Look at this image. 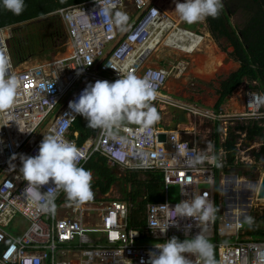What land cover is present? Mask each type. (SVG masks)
I'll return each instance as SVG.
<instances>
[{
	"label": "built area",
	"instance_id": "2783aa9c",
	"mask_svg": "<svg viewBox=\"0 0 264 264\" xmlns=\"http://www.w3.org/2000/svg\"><path fill=\"white\" fill-rule=\"evenodd\" d=\"M176 2L117 0L116 10L128 17L123 31L92 18L91 12L99 9L96 0L62 5L50 13L56 14L63 25L65 44L69 47L67 55L53 54L44 62L19 69H13L10 63L6 78H15L18 87L14 106L0 112V264H149V253L158 251L156 243L173 236L182 241L199 231L213 244L216 264H264V237L247 234L248 208L244 213L243 208L234 211L226 205L218 213L220 206L216 205L214 218L209 221L198 224L193 218L177 216L164 233L153 227L163 228L169 222L172 209L181 201L191 202L195 197L204 196L215 207L212 184L215 163L207 159L194 167L188 163L189 156H215L218 165L223 164L224 154L214 148L213 142L208 144L206 153H202L196 140L185 137L190 134L189 130L166 129L159 120L148 131L136 124H124L110 132L96 129L80 144L76 143V131L69 136L76 119L87 123L85 118L71 112L69 101L96 80L118 79L119 74L112 67L119 69L127 65L128 71L147 79L156 91L153 106L158 101H163L164 107L168 103L180 104L164 97L161 91L170 75L185 74L189 60L178 58L167 66L146 64L161 47L192 51L202 40L201 35L182 28L179 19H174ZM89 60L92 63L87 65ZM263 91L264 86L243 90L242 111H230L222 106L217 112L203 111L196 105L184 106L190 114L189 120L196 121L197 115L211 120L227 117L242 122L261 120L264 106L256 108L253 97L264 96ZM160 132L164 133L163 141L158 140ZM50 134L75 144L87 155V160L98 152L112 168L159 172L162 199L144 204L142 215L137 219L139 227L128 226L132 202L110 196L109 190L101 193L95 189L94 199L84 203H70L66 197L60 199L63 193L60 192L53 202L54 211L40 207L43 201L32 203L25 193L27 182L17 179L21 166L19 157L36 155L43 136ZM237 159L235 154V161ZM86 161L81 160L79 166ZM10 164L15 165V170ZM259 179L254 192L256 197ZM169 183L178 185L177 202L166 199L165 186ZM50 186L51 182L41 186L40 191L45 192ZM16 213L27 219L28 226L12 234L5 227ZM88 233L100 235L92 237ZM145 238L160 241L140 243L139 240ZM188 258L197 264L198 257Z\"/></svg>",
	"mask_w": 264,
	"mask_h": 264
},
{
	"label": "clouds",
	"instance_id": "9594fccd",
	"mask_svg": "<svg viewBox=\"0 0 264 264\" xmlns=\"http://www.w3.org/2000/svg\"><path fill=\"white\" fill-rule=\"evenodd\" d=\"M63 2V0H62ZM98 10H93V19L111 23L121 31L127 24L128 17L117 9V0H96ZM0 6L14 15H20L26 5L25 0H0ZM223 7L222 0H183L175 3V12L180 20L186 24L203 22L208 17L218 18ZM11 26V25H9ZM8 26L0 27V30ZM11 30V27H10ZM4 37V54H8ZM6 48V49H5ZM65 48V43L62 50ZM61 51H55L59 55ZM10 57H0V112L10 110L16 100L18 81L6 78V71L10 67ZM92 60L87 62L90 65ZM13 67V66H11ZM119 78L113 82L96 80L88 84L72 101L68 107L72 113L79 114L87 121V127L110 132L113 128H120L124 124L139 125L141 130L148 131L160 119L157 109L152 105L156 99V91L150 86L147 79L138 77L134 72L127 70V65L115 68ZM14 69V68H13ZM43 88L44 85H41ZM253 102L256 108L264 106V96L255 95ZM69 114V113H67ZM71 115V114H70ZM73 116V115H71ZM75 117V116H74ZM67 125L65 126L66 129ZM187 152V145H185ZM13 155L12 159H15ZM21 166L17 179L27 182L25 189L32 203H38L46 210L54 211V200L60 192L65 194L70 203H84L93 197L91 190L92 173L90 170L79 166L81 160H87V155L81 152L73 143L62 141L57 135L43 136L37 154L34 156L20 155ZM216 163L215 156H189V166L202 164L205 160ZM15 170V165L10 164ZM258 181V180H257ZM47 191L41 192V186L49 185ZM51 205V208H49ZM216 208L204 196L195 197L191 202L185 200L177 203L169 216V222L163 228L155 225L164 233L169 223H174L173 218L190 217L198 224L214 218ZM249 225L252 221L249 218ZM213 244L199 231L194 237L178 240L175 236L156 243L158 251L149 253V264H193L189 256L198 257L197 264H216L214 259Z\"/></svg>",
	"mask_w": 264,
	"mask_h": 264
},
{
	"label": "trees",
	"instance_id": "16d2710c",
	"mask_svg": "<svg viewBox=\"0 0 264 264\" xmlns=\"http://www.w3.org/2000/svg\"><path fill=\"white\" fill-rule=\"evenodd\" d=\"M79 1L83 0H63V2L62 0H25L26 7L20 15H14L0 6V27L32 21L34 18L43 16L40 21L35 23V30L33 28L26 35L28 47L25 46L26 43L22 47V41H18V46H12L13 58L22 62L29 55V50L34 51L36 48H38V52L43 50L47 52L62 51L66 41L65 31L57 15L50 12L62 5ZM222 4L219 17L215 19L208 17L207 20L213 35L217 38L225 37L233 46L232 55L240 62V66L221 82L220 96L216 106H219L228 93L244 79L257 81L251 84L252 88L264 86V0H222ZM236 12L240 13L242 21L239 26L233 27L230 17ZM32 36L34 42L29 39ZM8 48H10L9 44ZM25 49L28 51L22 53ZM95 130L87 127V123L82 120L76 119L72 124L69 136L72 137V131H76V143L80 144L88 136L94 134ZM240 132L245 133L247 139H259L262 142L256 154L262 156L264 162V119H249L227 129L226 137L221 143L225 151V161L222 164L224 170L235 165V142ZM213 134L217 147L218 129H215ZM82 167L92 173L91 189H97L101 193L107 192L111 185L120 179L129 185V190L124 188L122 199L129 200L133 204L128 218L130 227H139L140 223H137V219L142 215L146 202L162 199V177L157 171L124 170L123 176H120L117 174L116 168L108 166L105 157L98 152L92 153ZM140 174L143 177H140ZM212 184L216 208L219 193V171L217 169ZM255 222V227L247 230V234L254 238L264 237V214Z\"/></svg>",
	"mask_w": 264,
	"mask_h": 264
},
{
	"label": "rangeland",
	"instance_id": "374dc122",
	"mask_svg": "<svg viewBox=\"0 0 264 264\" xmlns=\"http://www.w3.org/2000/svg\"><path fill=\"white\" fill-rule=\"evenodd\" d=\"M50 14V13H49ZM54 15V14H51ZM232 22L234 24L235 27L239 26L241 24L242 21V17L240 15L239 12H236L233 16ZM41 18H43V16H39L37 18H34L32 21H25L19 24H14L11 26H8L7 28H3L2 31L0 32H5L4 34L5 37H7L8 32H10L8 39H5V45L7 46V52L8 55L10 57V61H11V65L13 66L14 69H19V68H25L27 66H32L34 64H39L41 62H44L46 59H48L49 57L53 56V54L55 55V51H39L38 52V48H36V50H29L30 53H28L29 55L24 59V61L22 62H18L16 58H13V54H12V46H18V41H22L21 42V46L24 47V44L26 47H28V40L26 39V35H28L34 28L35 30V23L37 21H40ZM11 27V30H10ZM182 27H187L189 29H194L195 28V23L194 24H182ZM7 29V30H5ZM13 38V39H12ZM31 41L34 42V37H30L29 38ZM66 43V41H65ZM8 44L10 46V48H8ZM67 44H65V48L61 51V53H63L65 51V49H67ZM2 46H0V51ZM161 48H165V47H161ZM15 49V48H14ZM33 49V48H31ZM28 50H24L22 53H26ZM161 51V52H160ZM165 52V50L163 49H158L152 56L151 59H157L158 57H161V54ZM3 55H5L3 53ZM1 56V55H0ZM225 73L223 72L221 75H219L215 80L214 83H211L210 85H216L218 83V80L224 76ZM172 78V82L168 83L167 82V89L169 88V91H172L173 89L171 88V84L174 83V85L176 84L175 79ZM187 80L184 83H179L176 87L177 89H174L173 91L176 92L177 94H180V96L182 98H185L186 100H189V102H192L194 104H198L200 105V101L199 99H195V97L193 96V92L195 93H201V86L198 85L197 80H196V84H195V80L192 77V73L190 75V77H186ZM253 82L250 80H244V90L245 89H252L251 84ZM241 85V84H240ZM239 85V86H240ZM162 93H164V91H162ZM240 97L243 94V91H240ZM264 93V91H263ZM174 97V95H171ZM181 97H176V100H180ZM181 102V101H179ZM157 103L161 104L162 101H158ZM238 110H243V107L240 105V101L237 102L236 104H238ZM197 105V106H198ZM156 109L157 107L154 106ZM219 110V107H217L216 111L217 112ZM163 111V112H162ZM162 111H159L157 109V112L159 113L160 116V123H165L167 120H172V117L169 113H166V107H163ZM50 119H52V116H50ZM236 123H242V121L240 120H236V119H232V118H225L224 120H211L208 118H204L201 119V116L197 115V122L194 123L195 124V128L198 129V133L199 135H195L196 138H199V136H201V138H203V135L206 134V136L211 135L213 136V130H214V126L216 125V127L218 126V138H219V142H222L227 134V129L229 127L235 126ZM186 124V123H185ZM190 129H192L191 125H188ZM47 127V124L44 127V131L45 128ZM185 137L187 138H191L193 140H195L194 136H190V135H185ZM214 137V136H213ZM237 141V157L238 159L235 162V165H233L232 167H227L228 170H224L222 164L219 166L218 163H215L214 166V172L217 169L219 171V193H218V198H217V205L220 206V208L218 209V213H221L222 208L226 205H229V207L231 208L232 204L234 203V200L231 199L233 196L236 197L237 195L235 194V191H232L231 188H233V183H235L236 180H234V178L238 177V178H244L245 180H247L248 184H250L252 187H254L253 185H255V181H257L261 174L264 172V162H263V157L262 156H257V152L259 150V146L261 144V141L259 139H254V140H248L244 137L243 134L240 133L239 137L236 138ZM201 152L202 153H206L205 149L201 148ZM242 158V160H241ZM116 172L118 175L123 176L124 174V170L118 169L116 168ZM236 175V177H235ZM140 177H143L142 174H140ZM93 178V176H92ZM237 179V178H236ZM205 185V184H203ZM126 186V187H125ZM248 186V185H247ZM124 188L126 190H129L130 187L129 185H126V182H124V180L120 179L119 181L115 182L113 185H111L110 189H109V194L112 197L115 198H123V191ZM93 192V197L92 199H94L95 196V189H91ZM165 196L166 199L168 201L171 202H177L179 199V188L178 185L175 183H169L165 186ZM60 199H64L65 198V194L62 193ZM243 195L240 194V198H242ZM254 197V196H253ZM237 200V199H236ZM264 200V199H261ZM247 201V200H245ZM247 203H249V201H247ZM253 205H251L250 207L247 206L246 209L248 208L249 214H248V218L251 219L252 223L251 225L245 224L246 229H253L256 225V219H259V217H261L264 214V201H254L252 203ZM240 209H242V207H239L238 211H240ZM245 213V211H244ZM249 220V219H248ZM248 225V226H247ZM28 226V221L27 219H25V217H23L22 215H20L19 213H16L14 215V218L11 220V222L8 224V226L5 227V230L9 233L12 234H16L18 230H24L26 227ZM90 234L92 237L95 235H100V233H88ZM225 241H229L227 239H223ZM140 243H154V242H158L160 240L158 239H151V238H145L144 240H139ZM104 242V240H102V243ZM105 243V242H104Z\"/></svg>",
	"mask_w": 264,
	"mask_h": 264
},
{
	"label": "crops",
	"instance_id": "0c3cea01",
	"mask_svg": "<svg viewBox=\"0 0 264 264\" xmlns=\"http://www.w3.org/2000/svg\"><path fill=\"white\" fill-rule=\"evenodd\" d=\"M157 1H159V0H157ZM175 1H177V0H175ZM181 2H183V0H181ZM165 9L169 10L168 8H165ZM173 10H174L173 11L174 19L175 20L179 19L180 26L182 27V24H184V22H182L180 20V18L178 17V15L176 14L175 8ZM232 16L230 17V23L232 24L233 27H235L233 22H232V19H233ZM182 28L189 29L187 27H182ZM189 30L194 31L198 35L202 36V40L196 48H194L192 51H177V50H172L170 48H160V49L165 50V52H163L161 54V57H158L157 59L152 60L151 59V56L153 55L152 54L150 56L149 60H146V64L167 66V65H169V63L177 60V58L188 59L190 62L189 63V69L185 72V74H181L180 76H175V77L173 75H170L167 79V82L171 83L172 82L171 77H173V79H175V81H176V84L174 85V83H172L171 88L173 90L177 89L176 86L179 83H181V84L184 83L187 80L186 77H190V75L192 73V77L195 80V84H196V80H197L198 85L201 86V93L193 92V96L195 97V99H199L200 105L189 102V100L182 98L180 96V94H177L173 90L169 91V88L167 89V82H166L165 89L162 90V91H164V93H162V91H161V94L164 97L174 99L175 101H177L178 103H180L182 105H196V106L198 105L199 109L203 110V111H216L217 107H221V106L225 107L226 110H230V111H242V110H238L239 103L238 104H236V103L240 101V105L243 107V102H242L243 94L240 97L239 92L244 90V88H243L244 87V80H246V79H244L240 83L241 85L239 84L240 86L237 85L235 88H233L231 90V92L228 93V95L222 101V103H220L219 106H216V103H217L218 98L220 96L219 90H220L221 82L224 81L230 73L235 71L240 66V62L232 55L233 46L229 43V41L225 37L217 38L213 35L207 18L203 22L195 23V28L189 29ZM198 47H199V49H197ZM200 48H201V50H200ZM180 52H182V53H180ZM186 54H188V55H186ZM223 72L225 73V75L222 76L218 80V83L215 86L214 85L211 86L210 84L214 83V80L219 75H221ZM252 82L255 83L257 81L252 80ZM260 88L261 87H257L256 89H260ZM171 95H174V97ZM175 96L181 97V99L179 100L181 102L176 100L177 98H175ZM164 104L165 103H163V101L161 104L156 103L157 109L159 111H162ZM189 115L190 114L187 113L188 117H189ZM204 118H206V117L201 116V119H204ZM169 122H170V120H167L165 123H163L166 125L164 126L162 124V126L166 127V129H168L167 125ZM196 122H197V120L195 121L192 118L190 120V122H187L186 124L178 123L176 125V128L189 130L188 132L190 134H185V135L194 136L195 140L199 143V145L202 149L206 150L208 144L213 142L214 148L216 150H221L224 154V157H225V151H224L223 147L221 146L222 142L218 141V146L216 147V141H215L214 134H213L214 137L211 135L206 136V134H204L203 138H201V136H199V138H196V136L199 135V134H197L198 129L195 128V124H194ZM189 124L192 126L191 127L192 129L188 128ZM215 129H218V126H217V128H216V125L214 126L213 133H214ZM237 132H239V131H237ZM240 133L243 134L245 137V133H243V132H240ZM218 140H219V138H218ZM248 140H250V139H248ZM251 140H254V139H251ZM237 147H238V145H237V141H236L235 142V149H236L235 154H237Z\"/></svg>",
	"mask_w": 264,
	"mask_h": 264
},
{
	"label": "bare ground",
	"instance_id": "6f19581e",
	"mask_svg": "<svg viewBox=\"0 0 264 264\" xmlns=\"http://www.w3.org/2000/svg\"><path fill=\"white\" fill-rule=\"evenodd\" d=\"M5 30H7V29H5ZM0 31H2V30H0ZM4 33L5 32H0V46H2L1 47L2 50L0 51V55H1L0 57H5L6 58V56L9 57V55L8 54L6 56L3 55V53H4L3 52L4 51V48H3L4 41L3 40H4V37L6 35ZM197 49H199V47ZM200 50H201V48H200ZM68 51H69V47H67V49H65V51L63 53H60L59 56H65V55H67ZM180 53H182V52H180ZM186 55H188V54H186ZM236 178H234V180H236V181H235V183H233V188H231V190L232 191H235V194L237 195L236 197L233 196L231 198V199L234 200V203L231 206V208L234 209V211H238L239 207H242L243 208L242 211H245L246 212V207L247 206H250L253 201H259V202L260 201L261 202L264 201V200H261V199H264V198H258V197H256V194L254 193L255 190H256V187H257L256 186L257 185L256 182H255V185H253L254 187H252L250 184L247 183L248 181L245 180L244 178H238V177H236ZM240 194L243 195L242 198H240ZM245 200L249 201V203H247V201H245Z\"/></svg>",
	"mask_w": 264,
	"mask_h": 264
},
{
	"label": "water",
	"instance_id": "95a60500",
	"mask_svg": "<svg viewBox=\"0 0 264 264\" xmlns=\"http://www.w3.org/2000/svg\"><path fill=\"white\" fill-rule=\"evenodd\" d=\"M144 66L141 67L139 72L143 69ZM166 113H169L172 116V120L167 125L168 129H175L178 123L185 124L189 122V117L187 116L186 106L177 104V103H168L166 104ZM158 140H164V133H158ZM236 177V175H235ZM256 182V181H255ZM258 198H264V172L262 173L259 179V189L257 193Z\"/></svg>",
	"mask_w": 264,
	"mask_h": 264
}]
</instances>
